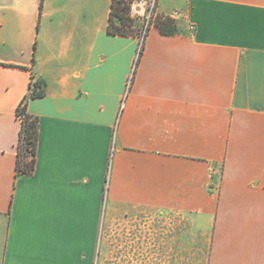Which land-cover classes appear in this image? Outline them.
Masks as SVG:
<instances>
[{
  "label": "crops",
  "instance_id": "crops-1",
  "mask_svg": "<svg viewBox=\"0 0 264 264\" xmlns=\"http://www.w3.org/2000/svg\"><path fill=\"white\" fill-rule=\"evenodd\" d=\"M111 4L0 0V264H97L100 228L140 264H264V0H157L177 29L138 60Z\"/></svg>",
  "mask_w": 264,
  "mask_h": 264
},
{
  "label": "trees",
  "instance_id": "trees-1",
  "mask_svg": "<svg viewBox=\"0 0 264 264\" xmlns=\"http://www.w3.org/2000/svg\"><path fill=\"white\" fill-rule=\"evenodd\" d=\"M132 0H112L110 22L108 26L109 33L120 35H135L139 31L134 28L138 19L130 15ZM156 24L163 33H173L176 31V24L172 18L166 20L159 19ZM141 32V31H140ZM35 89L31 94H27L17 107V115L21 119V130L17 144V174H32L36 166L37 143L39 133L38 117L27 111V104L31 97H37L44 94L42 84L35 83Z\"/></svg>",
  "mask_w": 264,
  "mask_h": 264
},
{
  "label": "rangeland",
  "instance_id": "rangeland-1",
  "mask_svg": "<svg viewBox=\"0 0 264 264\" xmlns=\"http://www.w3.org/2000/svg\"><path fill=\"white\" fill-rule=\"evenodd\" d=\"M156 9H157V2H156V6H155V12L153 15L154 17H153L152 23H154L155 21H158L159 19L166 20L167 17H163L161 15H158V17H157ZM142 24H143L142 20H139V19L135 23L134 28L137 29V31H139V33L142 29ZM139 35L140 34H138V36ZM115 229L121 230V228H115ZM104 230H105V228H100V235L103 232V236H102L103 239L101 238V236H99L98 263L97 264H128V262H129V264H140L141 260H138L137 258H135L134 260H132L130 257H129V259H131V260L123 259L122 255L124 253H127L128 243L122 242L120 235L117 236L115 233L114 242L106 243V241L104 240V238H105ZM101 239H102V241H100ZM130 245H131V250H133L134 248L137 249V246H138L137 244L130 243ZM149 246H150V244H149ZM134 254L136 255V251L134 252ZM146 263L147 264H154L153 259L147 260Z\"/></svg>",
  "mask_w": 264,
  "mask_h": 264
},
{
  "label": "built area",
  "instance_id": "built-area-1",
  "mask_svg": "<svg viewBox=\"0 0 264 264\" xmlns=\"http://www.w3.org/2000/svg\"><path fill=\"white\" fill-rule=\"evenodd\" d=\"M157 0H132L131 2V9H130V15L133 18L142 20V29L139 35V46H138V53L136 60L141 55V52L143 50L144 42L146 40V37L148 35L149 29L152 25V20H153V15L155 12V6H156ZM138 5L142 9L137 8ZM133 80V74L130 76L129 81H128V87L131 86ZM124 106V105H123Z\"/></svg>",
  "mask_w": 264,
  "mask_h": 264
}]
</instances>
